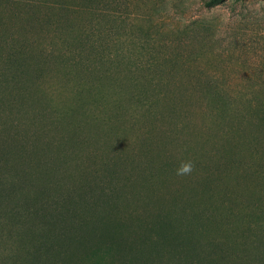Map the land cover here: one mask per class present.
Wrapping results in <instances>:
<instances>
[{
  "label": "rangeland",
  "instance_id": "1",
  "mask_svg": "<svg viewBox=\"0 0 264 264\" xmlns=\"http://www.w3.org/2000/svg\"><path fill=\"white\" fill-rule=\"evenodd\" d=\"M27 2L37 1L0 0V65L13 63L20 50L35 53L61 36L46 21L51 13L46 3L29 6ZM127 2L123 12L137 22L148 19L143 22L145 30L160 40L172 39L178 51L189 52L181 65L188 71L183 83L170 87L173 94L185 93L182 104L170 115V99L164 97L152 103V115L137 125L108 128L93 121L80 124L78 116L71 124L69 118L51 113L47 122H55V127L44 124L38 135L45 140L34 147L30 158L44 160L53 171L46 178L56 179L68 190L73 179L83 180L82 174L104 159L143 160L140 150L146 141L148 152L154 154L150 157L169 162L172 168L164 174L158 171L159 180L150 189L140 168L118 166L114 189L125 197L100 201V214L126 223L122 233L129 235L137 220V228L140 223H148L146 229L154 226L159 220L156 209L172 203L177 214L165 216L162 224L168 225L164 228L175 236V243L185 238L194 252L210 256L214 264H264V0H223L211 7L204 0ZM40 83L53 100L70 98L66 91L58 94L60 87L52 74L43 76ZM217 92L223 96L221 107L212 97ZM27 97L28 103L36 100L34 93ZM12 110L0 109V128L7 119L14 125L21 121ZM28 110L33 113V108ZM60 139L66 143H59ZM46 142L52 144V155ZM181 161H192L190 175L175 174ZM95 248L92 242L83 244L69 264L112 262ZM169 248L166 243L165 249Z\"/></svg>",
  "mask_w": 264,
  "mask_h": 264
},
{
  "label": "trees",
  "instance_id": "2",
  "mask_svg": "<svg viewBox=\"0 0 264 264\" xmlns=\"http://www.w3.org/2000/svg\"><path fill=\"white\" fill-rule=\"evenodd\" d=\"M35 1L26 5L45 2L51 12L46 21L61 36L35 53L20 50L17 60L0 65L4 84L0 82V109L13 107L11 112L18 120L28 121L14 125L7 119L0 128V264H69L72 254L87 242L109 255L113 259L110 264H214L210 256L194 252V246L182 238L185 234L177 244L171 231L164 228L168 226L162 224L164 217L177 214L172 203L156 209L159 220L154 226L146 229L148 223H140L137 228V220L129 235L122 233L127 230L126 223L100 214V201L125 197L114 189L119 182L115 176L118 166L140 168L150 189L159 180L158 171L164 174L172 168L167 166L169 162L150 157L154 154L148 152L146 141L140 150L143 160L104 159L83 173V180L73 179L71 183H75L68 190L56 179L46 178L53 171L45 167L44 160L30 158L34 147L45 140L38 135L44 124L55 125L47 122L51 113L69 118L71 124L78 116L80 124L93 121L106 128L125 123L135 126L152 115V103L167 97L169 114L173 115L185 93L173 94L170 87L183 83L188 71L181 65L189 52L178 51L172 39L166 42L145 30L143 22L148 19L137 22L123 12L128 9L127 0ZM222 1L204 0V5L211 7ZM48 74L56 78L58 94L66 91L70 98L55 101L42 89L40 79ZM24 93H34L36 100L28 103ZM212 97L217 107L224 104L220 92ZM141 109L144 114H140ZM24 126L36 131L30 133ZM44 144L52 155V144ZM114 229H119V234ZM166 243L169 249H165Z\"/></svg>",
  "mask_w": 264,
  "mask_h": 264
},
{
  "label": "clouds",
  "instance_id": "3",
  "mask_svg": "<svg viewBox=\"0 0 264 264\" xmlns=\"http://www.w3.org/2000/svg\"><path fill=\"white\" fill-rule=\"evenodd\" d=\"M194 170L192 161H181L179 166L176 168L175 174L177 176L190 175Z\"/></svg>",
  "mask_w": 264,
  "mask_h": 264
}]
</instances>
